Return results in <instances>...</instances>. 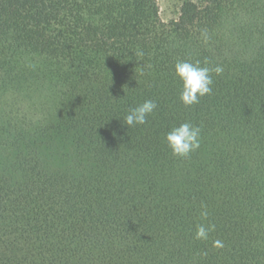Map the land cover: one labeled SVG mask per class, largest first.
Here are the masks:
<instances>
[{"label":"trees","instance_id":"trees-1","mask_svg":"<svg viewBox=\"0 0 264 264\" xmlns=\"http://www.w3.org/2000/svg\"><path fill=\"white\" fill-rule=\"evenodd\" d=\"M178 60L224 68L198 104ZM0 264H264V0H0Z\"/></svg>","mask_w":264,"mask_h":264},{"label":"clouds","instance_id":"clouds-1","mask_svg":"<svg viewBox=\"0 0 264 264\" xmlns=\"http://www.w3.org/2000/svg\"><path fill=\"white\" fill-rule=\"evenodd\" d=\"M201 38L204 43H208L210 37L208 31L202 30ZM136 55L142 56V51H137ZM201 66L200 61L178 60L174 65L175 75L181 82L179 99L185 106L198 104L200 99L213 92V74L221 75L223 66L217 64L214 67ZM158 104L155 100L148 99L129 110L124 118V123L129 127L143 125L147 123L148 117L154 113ZM168 147L174 156L187 158L191 153L197 151L201 146V127L191 122H183L173 126L165 136ZM202 217L208 216L206 206L201 211ZM214 226L199 225L196 230L197 239H207L209 232Z\"/></svg>","mask_w":264,"mask_h":264},{"label":"rangeland","instance_id":"rangeland-1","mask_svg":"<svg viewBox=\"0 0 264 264\" xmlns=\"http://www.w3.org/2000/svg\"><path fill=\"white\" fill-rule=\"evenodd\" d=\"M184 0H158L160 15L165 21L178 17L180 6Z\"/></svg>","mask_w":264,"mask_h":264}]
</instances>
